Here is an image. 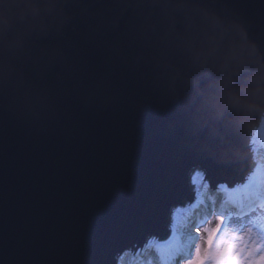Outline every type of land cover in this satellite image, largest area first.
<instances>
[{"label": "water", "instance_id": "water-1", "mask_svg": "<svg viewBox=\"0 0 264 264\" xmlns=\"http://www.w3.org/2000/svg\"><path fill=\"white\" fill-rule=\"evenodd\" d=\"M235 4L264 25V0ZM251 129L208 141L137 94L73 101L44 123L0 110V264H116L155 238L168 242L172 208L193 198V169L214 197L243 184Z\"/></svg>", "mask_w": 264, "mask_h": 264}, {"label": "clouds", "instance_id": "clouds-1", "mask_svg": "<svg viewBox=\"0 0 264 264\" xmlns=\"http://www.w3.org/2000/svg\"><path fill=\"white\" fill-rule=\"evenodd\" d=\"M132 94L208 141L264 123V25L235 0H0V110L44 123Z\"/></svg>", "mask_w": 264, "mask_h": 264}, {"label": "rangeland", "instance_id": "rangeland-1", "mask_svg": "<svg viewBox=\"0 0 264 264\" xmlns=\"http://www.w3.org/2000/svg\"><path fill=\"white\" fill-rule=\"evenodd\" d=\"M249 139L250 133L247 145L251 157L252 150L251 145H249ZM201 172H203L201 169L195 168L190 173L191 193L195 195H197V192L193 189V181ZM204 175V180L198 188L202 205L199 208V215L204 214L207 208H214L216 211H219L217 210V203L220 202V199L214 200L212 198L209 181L205 173ZM251 188L254 189L252 192L250 191ZM221 189H226V187L221 186ZM231 192H235L234 198L242 202L244 206L243 211H237L232 205L225 207L226 215L222 227L213 237V243L209 245L207 232L205 229H201L199 238L195 240V246L200 250L206 264H218V261L224 262V264H264V172L259 180L255 177H249L246 184L238 185ZM194 194L193 197L195 196ZM184 206H188L187 201H185ZM192 219L188 215L185 216L183 222L190 224ZM219 223L220 221L217 220V216L213 214L206 228L214 229ZM182 239V242H187V238ZM175 247L167 250V253L164 250L161 253V258L166 261L171 260L175 253ZM125 254L130 264H139L134 263L131 258H134L140 264H156V261L151 256L140 253V249L133 254L130 252H125ZM120 255H118L117 260ZM192 258H195V250H193ZM176 264H189V260L179 257Z\"/></svg>", "mask_w": 264, "mask_h": 264}, {"label": "bare ground", "instance_id": "bare-ground-1", "mask_svg": "<svg viewBox=\"0 0 264 264\" xmlns=\"http://www.w3.org/2000/svg\"><path fill=\"white\" fill-rule=\"evenodd\" d=\"M252 128L253 129H251V132H249L250 133L249 145H251L252 156L250 157V154H249V158L253 161L254 166L252 170L248 173V176L246 177L242 185L247 183V180L249 179V177L256 178L260 170H261V173L264 172V123H261L258 126H253ZM204 177H205L204 173L201 172L194 179V182L198 186V188L200 187L201 182H203ZM259 177L257 178L258 180L260 179ZM220 190L221 191L220 193H218V196L216 198V199L218 198L220 199V202L217 205V210L221 208H225L228 205H232L234 206V208L237 209V211H243L244 206L242 202L239 199L234 198L235 192H231L230 189L228 188L220 189ZM193 194L194 193H192V195ZM199 200L201 203L200 195H199ZM193 211L194 210L190 208L189 206L180 207V205H177L176 207L172 208L169 219H168V223H167V228L169 230L168 236L170 237L168 242L170 241L172 243L170 246L166 247L165 249L171 250L172 247L174 248L178 243L184 244V242H182L183 241L182 238H188V236L190 235L189 234L190 224H185L183 222V219L185 218V216H188V215H190L193 218ZM162 244L164 243H162L158 238H155V241L151 243L150 245L147 244L146 246H144V249L143 250L141 249L140 253L142 254L144 253V255L147 254L151 256L156 261V264L175 263V260H178L179 258V256L175 255V253H174L173 258H171V260L169 261L163 260L161 258V253L164 251ZM130 253L133 254V252H130ZM125 255H126L125 253H122L119 256L118 260L116 261V264H130L129 259H126L127 256ZM131 260L134 263L140 264V262L136 261L134 258H131Z\"/></svg>", "mask_w": 264, "mask_h": 264}, {"label": "snow or ice", "instance_id": "snow-or-ice-1", "mask_svg": "<svg viewBox=\"0 0 264 264\" xmlns=\"http://www.w3.org/2000/svg\"><path fill=\"white\" fill-rule=\"evenodd\" d=\"M193 189L197 192V195L194 196L188 202V206L192 208L193 211V219L189 225V233L190 235L187 238V242L184 244H178L175 247V255L179 256L180 258H186L189 260V264H206L204 257L201 255L200 250L195 246V240L199 238V232L201 229H205L208 235V243L211 245L213 243V237L215 233L220 230L223 224V220L226 215V209L221 208L219 211H216L214 208H207L202 215H198L199 208L202 206L199 200L198 195V186L193 181ZM180 207H184L183 204ZM215 214L217 216V220L220 223L217 225L216 228H206V225L209 223L210 217ZM193 250H195V258H192ZM218 264H224V262L218 261Z\"/></svg>", "mask_w": 264, "mask_h": 264}]
</instances>
